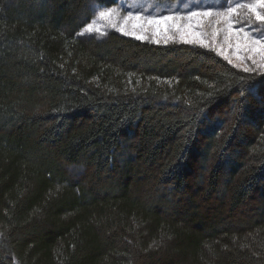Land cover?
Listing matches in <instances>:
<instances>
[{"label": "trees", "instance_id": "16d2710c", "mask_svg": "<svg viewBox=\"0 0 264 264\" xmlns=\"http://www.w3.org/2000/svg\"><path fill=\"white\" fill-rule=\"evenodd\" d=\"M117 2L0 0V264H264V75Z\"/></svg>", "mask_w": 264, "mask_h": 264}, {"label": "snow or ice", "instance_id": "6c2138e0", "mask_svg": "<svg viewBox=\"0 0 264 264\" xmlns=\"http://www.w3.org/2000/svg\"><path fill=\"white\" fill-rule=\"evenodd\" d=\"M140 0H131L127 5L128 8L133 6H139ZM246 10L249 15L241 16L239 10ZM121 13H124L121 15ZM96 16V21L87 24L84 31L80 33H98L106 34L102 32L101 26L97 22H103L110 24L116 30L122 32L126 36H133L137 40L146 39L144 35L137 33V29L140 32H145L149 27H153L154 35L159 36L160 25H165V40L167 43L169 39H175V35L167 36V31L169 27L175 30V33L179 35V39L188 44L196 43L201 47H210L205 34L199 31L200 25L205 18H216V23H223L226 25L224 31V43L227 44L229 49L233 48V40H235V53L236 58L241 61V64L234 65L235 67L241 68L245 73L249 74H259L264 75V38H256L250 34V31L245 26L239 28L236 27L237 24L246 23L247 26H251L254 23L264 24V0H251L249 3L237 2L229 3L227 7L221 8L219 6H205L198 7L197 9L187 13V19L189 23L187 25H181L175 21L183 19L184 17L179 14L172 12L168 15L153 16L144 15L140 12L127 11L124 12L122 7H110L101 8L94 13ZM238 18V19H237ZM195 20V24L192 21ZM131 24V30H127V25L129 22ZM119 25V27H117ZM197 30H193V29ZM220 29L213 32V37H218L220 34ZM154 42L159 43V40ZM218 54L224 55V52L219 48L216 49ZM242 53H247L242 55ZM259 56V60L256 57ZM224 59L228 60L231 64L232 61L227 55H224ZM251 63V66L248 65ZM257 69L260 71L257 72Z\"/></svg>", "mask_w": 264, "mask_h": 264}, {"label": "rangeland", "instance_id": "374dc122", "mask_svg": "<svg viewBox=\"0 0 264 264\" xmlns=\"http://www.w3.org/2000/svg\"><path fill=\"white\" fill-rule=\"evenodd\" d=\"M131 2V0H118L117 4L113 7H122L124 9V12L132 11L134 13L140 12L144 15H153V16H162V15H168L169 13L175 12L179 14L180 16L184 17L183 19H180L178 21H175L181 25H187L189 23V20L187 19V13L190 11H193L197 9L198 7H205L209 5L213 6H219L221 8L227 7L229 3H237V2H243V3H249L251 0H176V1H163V0H140L139 6H133L132 8H128L127 5ZM101 8H110L105 5L97 4L94 6V13L100 10ZM241 13V16L249 15L246 13V10H239ZM124 13H121L123 15ZM238 19V18H237ZM96 21V16L94 15V18L92 19L91 23ZM101 28L102 32L106 34H98V33H84L80 36H91L96 35L98 37H104L108 35L110 32H117L121 35H124L122 32L116 30V28L112 27L110 24L103 23V22H97ZM133 22H129L127 27V30H131V24ZM193 24H195V20L192 21ZM241 26L247 27V29L250 31V34L256 38H264V24L254 23L251 26H247L246 23L244 24H237L236 27L239 28ZM119 27V25L117 26ZM160 32L161 34L159 36L154 35V29L153 27H149L147 31L140 32L139 29H137V33L140 35H144L146 39H143L141 41H148L155 44H172V43H179V44H188L184 43L179 39V35L175 33L174 29H171L170 26L169 30L167 31V36H173L175 35V39H169L167 43L164 42L165 40V25H160ZM226 28V25L223 23L217 24L216 18H205L199 28V31L203 32L205 34V37L207 41L210 44V47L206 48L209 50L214 51L218 54V51L216 50L219 46V48L224 52V55H227L229 59H231L232 63L231 65H238L241 64V61L236 58L235 53V40H233V48L229 49L227 44L224 43V31L223 29ZM217 29H220V34L218 37H213V32ZM194 31L197 29H193ZM84 29L81 31L83 32ZM80 32V33H81ZM126 36V35H124ZM132 37L133 36H128ZM159 40V43L154 42L155 40ZM190 45L200 46L199 44L192 43ZM247 53H242V55H246ZM220 57L224 58V55L218 54ZM257 60H259V56L256 57ZM228 62V60H226ZM248 65L251 66V63L248 62ZM238 68V67H237ZM241 69V68H239ZM260 70L257 69V72Z\"/></svg>", "mask_w": 264, "mask_h": 264}]
</instances>
